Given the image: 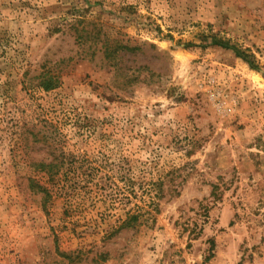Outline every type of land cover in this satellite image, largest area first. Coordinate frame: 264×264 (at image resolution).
<instances>
[{
	"label": "rangeland",
	"instance_id": "1",
	"mask_svg": "<svg viewBox=\"0 0 264 264\" xmlns=\"http://www.w3.org/2000/svg\"><path fill=\"white\" fill-rule=\"evenodd\" d=\"M0 264H264V0H0Z\"/></svg>",
	"mask_w": 264,
	"mask_h": 264
},
{
	"label": "trees",
	"instance_id": "2",
	"mask_svg": "<svg viewBox=\"0 0 264 264\" xmlns=\"http://www.w3.org/2000/svg\"><path fill=\"white\" fill-rule=\"evenodd\" d=\"M206 39H207L206 45H218V46H221L224 48L233 49L237 55L243 57L247 62H249V64H251L252 67H255V68L258 67V65L255 64V60L253 58H251V55L247 54V52L245 50H242L240 47L236 46V44H232L230 42V40L225 39L221 36H218L217 34L208 35ZM120 49H121V46L118 44H116L114 46V48L107 44L105 54L108 58L116 57V55L118 54V51ZM41 85L44 87V89L50 90V89L56 87L57 83H55L53 76L49 75L47 78H45L43 80ZM55 166H56V164L53 162H51V163L42 162V163L36 164L37 168H40V169L48 168L49 170L53 169ZM129 222L130 221H126L125 223L129 224Z\"/></svg>",
	"mask_w": 264,
	"mask_h": 264
}]
</instances>
